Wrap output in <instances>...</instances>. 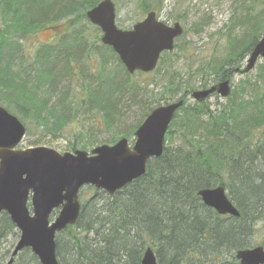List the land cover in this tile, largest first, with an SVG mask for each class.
Here are the masks:
<instances>
[{
  "label": "trees",
  "instance_id": "16d2710c",
  "mask_svg": "<svg viewBox=\"0 0 264 264\" xmlns=\"http://www.w3.org/2000/svg\"><path fill=\"white\" fill-rule=\"evenodd\" d=\"M100 1L0 0L5 21V30L0 31V106L16 116L28 134L36 130L42 139L58 138L67 128L93 120L116 133L129 92L128 102L143 109L142 118L122 136L112 137L114 143L130 137L162 102L169 104L182 95L179 99L185 104L172 122L163 155L149 163L144 177L114 196L91 188L96 199L83 206L76 226L57 237L59 262L67 264L68 250V264H141L145 250L152 248L158 264H240L235 253L252 248L255 229L264 227V66L260 82L242 80L240 89L215 111L207 103L189 104L188 98L198 87L207 89L241 69L263 37L262 0L258 15L244 6L238 22L244 33L228 37L222 56L208 60L186 79H177L168 69L161 73L160 67L174 52L165 53L153 73H136L162 81L163 95L150 109L139 97L152 83L131 81L134 75L99 36L102 45L97 50L110 51L119 64L109 67L108 56L98 67L91 65L97 45L89 42L86 13ZM140 7L149 12L144 0ZM74 18L85 19L86 27H77ZM66 19L60 39L42 43L35 51L25 48L33 31L54 28ZM218 186L226 189L239 217L220 216L204 205L198 193ZM11 237L19 239V232L2 213L0 250ZM19 257L26 264H40L30 250Z\"/></svg>",
  "mask_w": 264,
  "mask_h": 264
},
{
  "label": "water",
  "instance_id": "95a60500",
  "mask_svg": "<svg viewBox=\"0 0 264 264\" xmlns=\"http://www.w3.org/2000/svg\"><path fill=\"white\" fill-rule=\"evenodd\" d=\"M86 16L101 29L102 43L114 50L130 75L153 72L161 55L172 52L175 40L184 33L179 23L169 26L154 12L131 30H121L111 0H103ZM260 58L264 59V37L254 47L244 72H251ZM230 93V81L226 80L194 91L191 96L203 103L214 94L228 98ZM183 105L184 100H180L153 110L135 132L132 148L123 138L91 153L77 150L63 154L46 147L17 149L26 136V127L0 106V215L6 213L20 232L7 264H14L25 249H30L40 264H60L56 237L78 223L81 189L93 186L113 196L144 177L148 163L163 155L166 134ZM198 194L219 215L240 216L224 187L204 189ZM55 211L59 213L53 218ZM236 258L241 264H264V248L238 251ZM141 264H158L151 248L144 252Z\"/></svg>",
  "mask_w": 264,
  "mask_h": 264
},
{
  "label": "rangeland",
  "instance_id": "374dc122",
  "mask_svg": "<svg viewBox=\"0 0 264 264\" xmlns=\"http://www.w3.org/2000/svg\"><path fill=\"white\" fill-rule=\"evenodd\" d=\"M102 1V0H101ZM116 6V24L118 28L123 30H130L132 27L145 19L147 12L143 11L140 7L142 0H111ZM147 5H149L151 10L158 13L159 18L166 23L174 24L178 22L182 25L184 29V35L178 39V45L180 49L174 51L172 57L165 59L164 63L160 67L161 73L168 69V73L177 74V79L182 77L186 79L188 74L197 69L199 66L211 60L213 57H220L224 53V47L228 44L229 36H241L244 33V29L239 26L238 22L241 19L244 12L243 8L245 5L251 7V14L258 15L262 9L261 2L259 0H144ZM262 4L264 6L263 0ZM83 11L81 12V14ZM79 14V13H78ZM76 19L77 27H86L85 19L78 21ZM68 19L55 25L54 28H41L33 31V35L29 37L25 48L28 50L35 51L42 43L50 44L61 38L62 34L66 30L64 23L67 25ZM86 23V24H85ZM260 23V21H259ZM88 33L89 42L96 43L95 49L92 55L93 68L98 67L99 62H103V57L109 56L108 66L114 69L118 66V61L116 59V54H111L110 51L97 50L101 46V42H97L96 36L102 37L100 29L91 23H88ZM5 30V21L2 18V12L0 13V31ZM264 31V30H262ZM264 36V32H263ZM249 56V55H248ZM244 60L241 70H244L247 65V59ZM264 66V59H259L255 68L246 74H236L231 77V85L233 91L240 89L239 85L242 80L250 81H261L262 80V70L261 67ZM78 67V65H76ZM93 69L92 67H90ZM226 67L225 69H227ZM94 71V69H93ZM133 82L140 85H146L148 82L152 83L142 90L139 99H142L143 103H147L148 109L154 108L156 106V100L159 99L163 94L161 84V79L157 76L150 75L147 77H142L140 75H134L131 78ZM212 85V84H211ZM197 88L196 90H200ZM195 90V91H196ZM182 94V93H180ZM130 94L126 92L125 98L122 105L125 107L123 110V121H121L120 129L115 133L112 130L105 128V126H99L94 120L86 121L79 126L69 127L66 129L65 133L58 137L41 138L40 132L32 130L30 134H26L23 143L18 147L19 149L30 148V145H37L38 147H47L54 149L60 153L70 152L72 153L76 150H84L86 152H91L98 146L102 145H113L121 138H117L114 143H111L112 137L115 135L122 136L125 132H128L133 126L137 125L139 119L142 118L143 109L139 107L138 104L132 105L128 102ZM182 95L176 96L173 101L179 100ZM0 98L2 95L0 94ZM189 104H194L191 97L188 98ZM162 105H167L165 102ZM226 101L218 96H213L207 105L210 106L212 111L218 109L221 105H225ZM145 120V119H144ZM143 120V121H144ZM97 125L99 128H97ZM169 131H172L170 128ZM91 133L90 137L88 133ZM135 133V131H134ZM134 133L130 134V137H126L129 140L130 145H134L136 138ZM90 138V139H89ZM167 139V138H166ZM176 139V135L174 136ZM91 140L92 144L90 143ZM75 146V148L73 147ZM92 187H85L81 190L80 201L83 206L87 202L91 203L94 201V190ZM94 189V188H93ZM91 201V202H90ZM102 202V201H101ZM250 240L251 247L263 246L264 247V227L258 226L255 229V235L251 237ZM63 240L66 241L67 238L64 236ZM18 242V239L9 238V241L1 247L0 250V264H7L11 258V254ZM65 261L71 262L68 250L64 253ZM15 264H26L23 259L18 256L15 259ZM31 264V263H30ZM36 264V263H32ZM63 264V263H62ZM65 264V263H64Z\"/></svg>",
  "mask_w": 264,
  "mask_h": 264
}]
</instances>
